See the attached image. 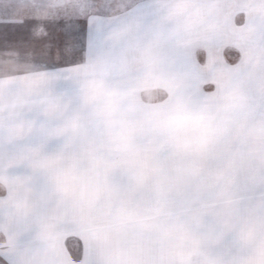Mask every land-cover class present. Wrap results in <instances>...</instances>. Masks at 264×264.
I'll return each instance as SVG.
<instances>
[{"label":"rangeland","instance_id":"rangeland-1","mask_svg":"<svg viewBox=\"0 0 264 264\" xmlns=\"http://www.w3.org/2000/svg\"><path fill=\"white\" fill-rule=\"evenodd\" d=\"M173 2L174 0H0V19H34L36 26L39 21L41 28L52 31L55 44L59 47L66 46L69 41L74 42L79 29V33H83L88 26L93 27L98 17L127 13L155 14L159 13L162 3L161 12L167 14L169 24L179 20L184 25V32H180L178 37L179 40L183 39L184 49H195V56L200 57L203 62L205 56L200 53L197 55V48H204L200 45L197 47L192 42L197 36V27L195 29L193 23L208 21L211 11L216 9L214 5L222 19L232 10L238 12L244 9L241 13L244 11V14H249L250 20H245L247 24L235 27L236 34H249L261 29L264 32V0H184V12L180 17L170 14ZM140 26L144 29L143 23ZM64 31L68 33L67 38L64 37ZM204 32L207 37H202V43L209 45V32L201 31L200 34ZM27 50L32 53H26ZM24 53L22 61L25 68L34 66L39 57L35 54V49H25ZM164 54L163 61L167 63L144 68L143 77L154 79L157 74L164 75L165 71L171 75V67L174 64L177 66V63L170 52ZM5 56L8 54L0 51V67L2 63L6 67ZM40 56L48 58L46 61L53 65H70L80 57L73 51L67 53L64 50L62 53L61 49H55L52 54L41 53ZM233 56L236 61L231 63L236 64L245 53ZM178 61L183 73L180 72L179 64L176 91L171 93L168 90L163 93L147 90L143 93L142 104L145 108H162L160 110L168 111V116L163 115L157 119L126 114L143 109L136 99L117 102L97 100L96 95L102 99L106 94L99 91L101 88L96 90L94 66H88L85 70L88 77L86 82L93 86L92 99L70 102L71 112L68 116H63L67 102L42 101L46 104L42 105L44 112L39 114L35 111V101H22L20 96L13 102L0 100V196L8 197L7 204L11 202L20 208L18 213L8 214L12 220L7 222L4 229L0 226V237L26 238L33 236L35 232V236L39 237L62 238L70 256L79 261L84 253L83 239L95 238L103 229L113 225L116 228L115 234L123 239L130 238L134 242L142 239L148 243L161 240L168 244V254H163L159 260L152 257L147 264H236V258L240 254V227L254 224L264 230V102L257 97V94H264V86H244L240 79L229 89L206 84L205 92L210 98H214L220 91L239 94V99L249 95V104L246 101L238 104L246 105L250 113L249 118H243L249 121L250 130L246 135L248 148L235 151L239 155L234 156V161L240 165L247 163L240 175L234 171L233 180L229 178L231 172L229 176L213 173L202 175L197 171V159L201 157L200 163H205V168H202L205 172H209L212 159L208 156V150L207 155H201L200 152L203 151L197 150V113L190 111L192 107L197 109V79L195 77L193 82L189 80L192 65L186 55L178 58ZM240 67L239 65L234 72H242L239 71ZM205 72L206 75L211 72L209 61ZM24 73H31V70L28 68ZM181 73L186 82L181 83ZM30 81H33V85H27L26 82ZM120 83L119 80L110 81L106 89L124 96ZM34 84L35 79L25 78L21 87L10 88L13 92L25 95L35 94ZM4 89L6 88L0 87V93H4ZM164 98L168 101H156ZM54 104L65 105L64 109L57 108V113L62 116L53 115L51 110ZM233 108L236 112L235 104ZM6 116L9 121L22 120L27 133L19 139L7 140L2 127ZM63 120H66V124L74 123L76 132L73 136L63 134L59 128V122ZM152 120L154 122H150ZM240 135L236 131L233 133L235 139ZM47 145L50 147H46ZM37 149L62 157L64 163L72 165L70 171L68 172L69 166L64 165L55 178L56 181L49 172L34 169L30 166L28 157ZM237 158L239 159L236 160ZM148 160L149 164L144 165ZM47 178L54 180L56 187H49L53 183H49ZM63 178L72 181L63 183ZM77 178L84 180L78 181ZM53 188L57 191L52 194L49 189ZM72 191L73 196L69 200L71 206L57 207L54 213L42 211V207L47 205H58L61 193L68 197ZM76 194L80 197L74 196ZM33 216L35 220L32 219ZM59 221H62L61 225L54 229L53 223ZM41 222H47L50 229H42ZM226 226L229 228L227 234ZM215 228L219 244H223L216 249L208 238H202L208 237L209 232ZM16 231L17 234H12ZM69 236H77L82 240L74 241L71 246L66 241Z\"/></svg>","mask_w":264,"mask_h":264},{"label":"crops","instance_id":"crops-1","mask_svg":"<svg viewBox=\"0 0 264 264\" xmlns=\"http://www.w3.org/2000/svg\"><path fill=\"white\" fill-rule=\"evenodd\" d=\"M164 4L167 6L166 3ZM162 6L161 3L159 13L155 12V14L127 13L98 17L95 21L96 25H93V27L88 26V29L83 33H79V29L74 42L69 41L66 46L59 47L55 44L52 31L41 28L39 21L36 26L34 19L24 20L23 18L14 17L0 19V51L3 54H8V56H5L6 67L3 63L0 67V87L6 88L4 93H0V100L13 102L20 96L22 101H35L37 104L35 111L39 114L44 112L42 105L46 104L42 101H49L50 103L67 102L66 109H64L65 105L57 106L56 104H54V108L59 109L62 107L64 109L63 116H68L71 112L69 103L85 99L83 85L88 79L85 70L88 66H94L96 90L101 88L99 91L106 94L102 99H99L96 95L97 100L117 102L136 99L143 109L130 111L126 114L135 117L138 115L145 119H157L163 115L168 116V111L160 110L162 108L158 110L145 108L142 104L143 93L147 90L162 91L163 93H167L168 90L171 93L176 91L178 87L175 84L178 80L179 64L180 72H182V66L178 58L180 59V57L186 55L192 65L190 71L192 76L189 80L193 82L195 77L197 79V109L192 107L190 110L197 113V150L203 151V153L200 152L201 155H207L206 151L208 150V156L212 159L209 163V172L203 171L202 168H205V163H200L201 157L197 159V171L202 175L213 173L218 174V176L222 174L229 176L228 174L231 172L229 178L233 180L234 171H237L240 175L244 171V165L247 164L245 162L240 165V163L235 162L234 156L239 155L235 151L248 148L246 142L248 137L246 135L250 130L249 121L246 119L249 118L250 113L246 109V105L238 104V102L246 101L249 104L251 100L249 95L239 99V94L222 93V91L219 94L217 93L214 98H210L209 94L205 92L207 91L205 86L211 84L216 87L224 86L228 88L235 85L237 79H240V83L245 84L244 86H264V32L261 29V31L253 30L249 34H236L235 27L238 28L237 25L239 24L242 26L247 24L245 20L249 19V14H244V11L241 13L244 9L238 12L232 10L231 13L229 12L226 15L225 19H222L221 16H218L217 6L214 5L216 9L211 11L208 21L200 20L193 23L195 29L197 27V33L195 34L197 36L193 38L192 42H195L197 47L200 45L204 48H197V55L200 53L205 56L203 62L200 57L195 56V49H184L183 39L179 40L178 38L179 33L184 32V25H181L179 20L171 21L169 24L167 14L161 12ZM47 23L49 22H45V24ZM142 23L144 29L140 26ZM120 24L122 25L120 26ZM259 27L257 29H260ZM199 31L209 32V45L202 43V37L207 36L205 32L200 34ZM63 34L67 38L66 34L68 33L64 31ZM25 49H35V54L39 55L35 65L28 66L31 73H24L25 70H28L22 61ZM55 49H61L62 53H64V50L67 53L73 51L80 55L79 60H76L73 64L69 63L70 65H53L46 61L48 58H41V53L42 55L44 53L52 54ZM166 52H170L174 62L177 63V66L174 64L171 67V75H168L164 70V75L157 74L158 76L154 79L148 78V76L143 77L142 71L144 68H152L157 63H167L163 61ZM26 53H32V51L27 50ZM238 53H245V56L236 64H232L236 61L233 54ZM208 61L211 64V72L206 75L205 69H207ZM238 64L241 66L239 71L242 72L237 74L234 71L238 70ZM255 70L256 73H254ZM182 73L180 74L181 83L186 82ZM25 78L35 79V94L25 95L14 89L15 92H13L10 88L13 86L21 87L25 82ZM118 80L121 82L122 89L127 96L116 94V92H108L106 89L108 82ZM26 83L27 85H33V81ZM22 96H25V98ZM257 97L259 101L264 102V94H257ZM165 99L156 101H168V99ZM193 103L195 104V100ZM234 104L236 112L233 108ZM162 106L160 105V107ZM53 115L62 116L57 111ZM115 115L117 114L115 113ZM117 117L120 118V116ZM244 117H246V121L243 120ZM150 122H154V120ZM59 124V128L63 129L66 126V120L59 122ZM127 131L129 132V130ZM235 131L241 134L236 139L233 137ZM149 162L150 160L145 162L144 165H148ZM64 165L69 166V172L72 165L70 163H64ZM161 170L163 169L161 168ZM77 179L78 181L84 180L83 178ZM47 180L49 183H53L49 187H56L54 180L52 181L50 178H47ZM66 181L71 182L72 180H64L63 183ZM62 188L65 191L64 184ZM49 190L52 194L57 191L54 188ZM72 193L73 191L70 192L68 197L61 193L58 205L51 207L46 203L47 207H42L44 208L42 211L54 213L57 211V207L67 208V206H71L69 200L73 196ZM74 196L80 197L78 194ZM7 200L8 197L0 196V226L2 229L7 227L5 225L8 221L12 220L8 214H16L20 209L18 206L12 205L11 202L7 204ZM60 203L62 206H60ZM35 210L36 208L33 211L35 212ZM33 215L35 214L33 213ZM32 219L35 220L34 216ZM61 223L62 221L55 222L52 227L57 229ZM109 229H111V232ZM115 229L112 225L111 228L103 229L95 238L85 237L83 239L84 253L79 261L70 256V251L65 246L62 238L55 236L39 237L35 236V232H33V236L26 238L8 239L6 236V238L0 237V264H135L136 262L147 264L152 260V257L159 260L163 254H168V244L161 242V240L148 243L140 239V241L134 242L130 238L123 239L117 233L115 234ZM225 230L227 234L229 228L226 226ZM21 232L24 233L23 230ZM209 233L208 237L203 236L202 238H208L214 249L223 245L219 244V235L216 228ZM12 234H17V231L12 232ZM81 240L77 236H69L66 239L67 244L71 246L74 241L80 242ZM157 256L159 257L157 258Z\"/></svg>","mask_w":264,"mask_h":264},{"label":"clouds","instance_id":"clouds-1","mask_svg":"<svg viewBox=\"0 0 264 264\" xmlns=\"http://www.w3.org/2000/svg\"><path fill=\"white\" fill-rule=\"evenodd\" d=\"M184 7V0H174L170 9V14L175 17H180L183 15ZM83 88L85 100L90 101L92 99V84L85 82ZM51 111L55 113L57 109L53 108ZM2 127L5 138L9 141L19 139L22 135L27 133V127L22 120L9 121L7 116L3 121ZM62 131L63 134L71 137L75 134L76 127L74 123L69 122ZM28 162L30 166L36 170L49 172L54 179L58 177V174L64 167L62 157L46 154L39 149L34 150L30 154ZM40 226L44 230L50 229V225L47 222H41ZM238 237L240 242V254L236 258V264H264V230L259 229L254 224H245L240 227Z\"/></svg>","mask_w":264,"mask_h":264}]
</instances>
